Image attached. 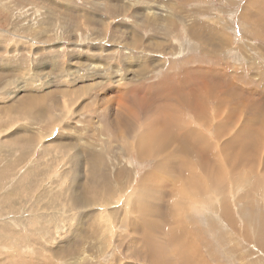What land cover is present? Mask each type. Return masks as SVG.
<instances>
[{"label":"rangeland","instance_id":"1","mask_svg":"<svg viewBox=\"0 0 264 264\" xmlns=\"http://www.w3.org/2000/svg\"><path fill=\"white\" fill-rule=\"evenodd\" d=\"M226 1L0 0V264H264V7Z\"/></svg>","mask_w":264,"mask_h":264},{"label":"bare ground","instance_id":"2","mask_svg":"<svg viewBox=\"0 0 264 264\" xmlns=\"http://www.w3.org/2000/svg\"><path fill=\"white\" fill-rule=\"evenodd\" d=\"M96 2V1H95ZM121 8V7H120ZM263 8V7H262ZM99 24V23H98ZM207 32V31H206ZM209 32V31H208ZM214 34V33H213ZM209 35V34H208ZM215 36V35H214ZM206 37V36H205ZM209 37V36H208ZM212 37V36H211ZM210 37V38H211ZM212 39V38H211ZM204 40H206L207 41V37H206V39H204ZM211 41V40H210ZM204 42V41H203ZM209 42V41H208ZM149 43V42H148ZM156 44V43H155ZM204 44V43H203ZM209 44H210V42H209ZM212 44V43H211ZM207 45H208V43H207ZM223 51V50H222ZM208 54L209 55H211L210 54V52L208 51ZM207 61V60H206ZM210 61V60H209ZM208 68V67H207ZM210 69H213V68H210ZM215 69V68H214ZM200 70H202V69H200ZM205 71V70H204ZM211 71V70H210ZM209 72V71H208ZM200 73L201 74H203V71L201 72L200 71ZM210 73V72H209ZM210 74H212V73H210ZM209 74V75H210ZM142 75H144V73L142 74ZM142 75H140V76H142ZM137 76V75H136ZM207 76V75H206ZM212 77V76H211ZM165 79H167V78H165ZM171 79V78H170ZM163 80V79H162ZM183 80V79H182ZM228 80V79H227ZM184 81V80H183ZM203 81V80H202ZM164 82V81H163ZM188 82V81H187ZM233 82V81H232ZM175 83V82H174ZM182 83V82H181ZM185 83V82H184ZM203 83H204V81H203ZM235 83V82H234ZM168 84V83H167ZM167 84H165V86L167 85ZM177 84V83H176ZM183 84V83H182ZM209 84V83H208ZM231 84V83H230ZM236 85H237V83H235ZM179 85V84H178ZM177 85V86H178ZM204 87H205V89H207V85L206 84H202ZM234 85V84H233ZM184 86H186L185 84H184ZM187 86H189V83L187 84ZM199 86V85H198ZM232 86V85H231ZM235 86V85H234ZM162 87V86H161ZM171 87H174L173 85L171 86ZM210 87V86H209ZM238 87V86H237ZM166 88V87H165ZM167 88H168V86H167ZM239 88V87H238ZM214 89V88H213ZM219 89V88H218ZM170 90V89H169ZM185 90V89H184ZM217 90V89H216ZM221 90V89H220ZM235 90V89H234ZM132 91V90H131ZM163 91H164V89H163ZM170 91H172V90H170ZM180 91V90H179ZM178 91V92H179ZM190 91V90H189ZM181 92V91H180ZM182 92H184V91H182ZM186 92V91H185ZM197 92H201V93H203L204 92V90H203V88L201 89V87L197 90ZM212 92H213V90H212ZM233 92H236V91H233ZM219 93V92H218ZM165 94V93H164ZM168 94V93H167ZM167 94H165L164 96H169V95H167ZM173 94V93H172ZM171 94V95H172ZM190 94V93H189ZM195 94V93H194ZM194 94H193V96H191L192 94H190V96L189 97H192V99H193V101L195 100L196 101V97L194 96ZM236 94V93H235ZM205 95V94H204ZM209 95V94H208ZM200 96V95H199ZM198 96V97H199ZM201 96H203V95H201ZM236 96V95H235ZM124 97H125V95H124ZM158 97V96H157ZM153 98V97H152ZM164 98V97H163ZM167 98H169V97H167ZM222 98V97H221ZM166 99V98H165ZM191 99V100H192ZM139 100V99H138ZM175 100V99H174ZM140 101H141V99H140ZM206 101V100H205ZM204 101V102H205ZM227 101V100H226ZM225 101V102H226ZM137 102V101H136ZM135 102V103H136ZM169 102H171L170 100H169ZM139 103H141V102H139ZM145 103V102H144ZM228 103V102H227ZM226 103V104H227ZM167 104V103H166ZM165 104V105H166ZM183 104H185V103H183ZM145 105V104H144ZM153 105V104H152ZM128 106V105H127ZM147 106H149V105H147ZM154 106V105H153ZM161 106V105H160ZM186 107H188V106H186ZM128 108V107H127ZM130 108V107H129ZM150 109V108H149ZM243 109V108H242ZM133 109H131L130 111H128V112H126V110H125V112H124V114L126 115H132V117H135L137 114H138V112H134V111H132ZM178 110V109H177ZM135 111H136V109H135ZM151 111V110H150ZM198 111V110H197ZM171 112V111H170ZM153 113V112H152ZM157 113H160V112H157ZM172 113H174V112H172ZM195 113V112H194ZM225 113V112H224ZM123 114V113H122ZM192 114V113H191ZM126 115V116H127ZM140 114H138V116H139ZM131 117V116H130ZM173 119H175V118H173ZM257 121V120H256ZM258 122V121H257ZM165 123V122H164ZM126 124H127V122H126ZM183 126V125H182ZM190 126V125H189ZM263 126V125H262ZM262 126L260 127V131H261V129H262ZM186 127V126H185ZM249 127V126H248ZM163 128V127H162ZM188 129L190 128V127H187ZM174 129V128H173ZM172 131V130H171ZM189 133L187 132V135H188V137L190 138V139H196L198 142H204V143H202V144H204V146H205V148H207V146H206V144L209 146V143L207 142V141H205L206 139L203 137V135L202 134H200V132L199 131H197L196 129L194 130V128H190L189 130ZM253 132L251 131L249 134H252ZM153 134V133H152ZM154 134H156V133H154ZM253 134H255L256 136H258L255 132L253 133ZM125 135V134H124ZM136 136H138V135H136ZM149 136V135H148ZM155 136V135H154ZM154 136H152L153 138H154ZM151 137V136H150ZM149 138V137H148ZM187 138V137H186ZM149 141V140H148ZM153 141V140H152ZM143 142V141H142ZM146 142V141H145ZM151 142V141H150ZM149 142V143H150ZM147 143V142H146ZM155 143V142H154ZM140 144H142V143H140ZM148 144V143H147ZM192 144V143H191ZM184 145V144H183ZM181 146V145H180ZM186 147V146H185ZM147 148V147H146ZM181 148V147H180ZM243 148H245V146H242L240 149H243ZM144 149H145V147H144ZM239 149V150H240ZM249 149H251V148H249ZM146 150V149H145ZM145 152V151H144ZM147 152V151H146ZM145 152V153H146ZM148 155V154H147ZM250 157H255V153L254 152H252L251 153V155H250ZM244 158H246L247 160H248V155L247 154H240L239 155V157H238V159H244ZM245 160V159H244ZM206 161V160H205ZM253 161V160H252ZM161 165V164H160ZM246 165V164H245ZM123 177V176H122ZM198 184H199V182H198ZM202 184H204V183H202ZM201 184V185H202ZM15 195V194H14ZM108 196V195H107ZM10 198H12V197H10ZM9 202V201H8ZM168 206H171V204L170 205H168ZM8 208V207H7ZM170 209V208H169ZM10 210V209H9ZM165 210H167V207L165 208ZM157 212H160L161 213V211H157ZM171 213V212H170ZM163 214L164 213H162V214H160V216L161 217H163ZM174 214V213H173ZM178 214V213H177ZM151 215H154V214H151ZM158 215V214H157ZM156 215V216H157ZM168 215V214H167ZM160 217V218H161ZM174 217V216H173ZM171 220L174 222V224H178V221L177 220H173V218H171ZM166 221V220H165ZM180 223V222H179ZM164 224V223H163ZM154 225H156V224H154ZM171 226H173V224H171ZM152 226H150L149 228H147L146 230H145V234H147L149 237H151L152 239H154L152 236L154 235V233L156 232V228H151ZM170 227V226H169ZM179 227V226H178ZM135 230H137L138 232H140L137 228H134ZM183 230V229H182ZM181 230V231H182ZM146 235V236H147ZM180 235H182V233L180 232L179 234H178V232H176V231H172L171 232V234L170 235H166V237H168L169 236V238H170V241L168 242V245L167 244H165L164 242L162 243V246H163V248L161 249V253H164L165 252V250H167L166 248H168V247H173L174 248V244L177 242V241H175V239L176 238H178V240L180 239V238H182V239H184V241L186 240L187 241V235H182V236H180ZM148 237V238H149ZM165 237V238H166ZM158 240V239H157ZM166 240V239H165ZM144 241H145V239H144ZM153 241V240H152ZM164 241V240H163ZM181 241V240H180ZM154 242H156V241H154ZM154 242H151V244H149L150 246L152 245V243H154ZM158 242V241H157ZM146 244L148 243V241L147 242H145ZM150 243V242H149ZM160 243H161V241H160ZM159 243V244H160ZM179 243V242H178ZM157 244V243H156ZM156 244H154V245H152L154 248H156ZM184 244V243H183ZM186 244H188V243H186ZM172 245V246H171ZM177 245V244H176ZM182 245V244H181ZM185 245V244H184ZM177 248V247H176ZM183 248V247H182ZM187 248V247H186ZM156 250V249H155ZM154 250V251H155ZM179 251V250H178ZM182 251V250H181ZM237 251V250H236ZM169 252V251H168ZM155 253H158L157 251L155 252ZM160 253V254H161ZM178 253V252H177ZM183 252H181V256H180V259H179V263L180 264H189V261H191V259H189L188 258V256L186 257V256H184L183 254H182ZM167 255L169 254V253H166ZM177 256V255H176ZM155 257V256H154ZM191 258V257H190ZM156 259H158V260H156ZM167 259V257L166 256H164V255H162V256H160L159 257V255L158 254H156V257H155V263L156 264H161V262L162 261H164V260H166ZM193 261H194V259H193ZM198 261V260H197ZM176 263V262H175Z\"/></svg>","mask_w":264,"mask_h":264},{"label":"crops","instance_id":"3","mask_svg":"<svg viewBox=\"0 0 264 264\" xmlns=\"http://www.w3.org/2000/svg\"><path fill=\"white\" fill-rule=\"evenodd\" d=\"M236 2H237V0H227L226 1L227 4H233V3H236ZM253 3H256L260 7H264V1L263 0H253ZM246 12L253 14L252 10H250V9H248ZM183 15H184V12H182L180 14V16H183Z\"/></svg>","mask_w":264,"mask_h":264}]
</instances>
